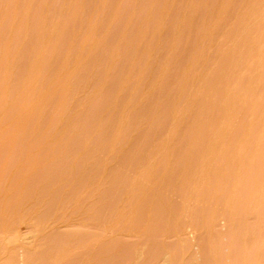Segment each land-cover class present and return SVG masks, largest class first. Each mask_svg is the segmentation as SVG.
<instances>
[{"label":"rangeland","instance_id":"374dc122","mask_svg":"<svg viewBox=\"0 0 264 264\" xmlns=\"http://www.w3.org/2000/svg\"><path fill=\"white\" fill-rule=\"evenodd\" d=\"M263 81L264 0H0V264H264Z\"/></svg>","mask_w":264,"mask_h":264},{"label":"bare ground","instance_id":"6f19581e","mask_svg":"<svg viewBox=\"0 0 264 264\" xmlns=\"http://www.w3.org/2000/svg\"><path fill=\"white\" fill-rule=\"evenodd\" d=\"M10 9H11V8H10ZM22 12H23V11H22ZM261 12H262V11H261ZM246 15H247V14H246ZM247 16H248V15H247ZM258 16H259V15H258ZM254 17H255V16H254ZM14 18H15V17H14ZM241 20H242V19H241ZM243 20H244V19H243ZM245 21H246V20H245ZM245 21H244V22H245ZM250 21H251V20H250ZM258 23H259V22H258ZM243 28H244V27H243ZM240 29H241V28H240ZM237 31H238V30H237ZM232 32H233V31H232ZM243 33H244V32H243ZM258 37H259V36H258ZM243 40H244V39H243ZM3 50H4V49H3ZM5 50H6V49H5ZM231 50H232V49H231ZM8 51H10V50L8 49ZM1 53H3V52H1ZM4 55H7V53L4 52ZM4 55L2 54L1 56H3V58H4V57L6 58V56H4ZM220 56H221V55H220ZM230 57H231V56H230ZM7 58H8V55H7ZM215 58H216V56H215ZM230 59H231V58H230ZM230 64H231V63H230ZM232 64H233V63H232ZM1 65H2V64H1ZM228 66H229V65H228ZM230 66H231V65H230ZM212 67H213V66H212ZM212 67H211V68H212ZM240 68H241V67H240ZM231 70H232V69H231ZM229 71H230V68H229ZM233 71H234V70H233ZM218 73H219V71H218ZM240 74H241V73H240ZM211 75H212V74H211ZM235 75H236V74H235ZM254 76H255V75H254ZM221 78H222V77H221ZM259 78H260V77H259ZM230 79H231V78H230ZM218 80H219V79H218ZM258 80H259V79H258ZM261 80H262V79H261ZM23 82H24V81H23ZM263 82H264V81H263ZM22 84H23V83H22ZM22 84H21V85H22ZM24 84L26 85V83H24ZM24 84H23V86H24ZM218 84H219V82H218ZM235 84H236V83H235ZM258 84H259V83H258ZM261 84H262V83H261ZM263 85H264V83H263ZM23 86H21V87L24 88L25 86H24V87H23ZM260 86H261V85H260ZM209 87H210V86H209ZM22 88H21V89H22ZM263 88H264V86H263ZM22 90H25V89H22ZM22 90H21V91H22ZM23 92L25 93V91H23ZM26 92H27V91H26ZM206 94H207V93H206ZM230 94H231V93H230ZM234 95H235V94H234ZM259 95H260V94H259ZM197 96H198V95H197ZM210 96H211V95H210ZM251 96H252V95H250L249 97H251ZM255 96H256V94H255ZM252 97H253V96H252ZM253 98H254V97H253ZM250 99L252 100V98H248L249 101H250ZM257 99H258V97H257ZM262 100H263V98H262ZM246 101H247V100H246ZM252 101H254V100H252ZM255 101H256V100H255ZM255 101H254V103H255ZM193 102H194V100H193ZM209 102H210V100H209ZM250 102H251V101H250ZM258 102H259V100H258ZM251 103H252V102H251ZM262 103H264V102L261 101V105H264V104H262ZM245 104H246V103H245ZM247 104H248V101H247ZM256 104H257V102L255 103V105H256ZM197 105H199V104H197ZM249 105H250V103H249ZM261 105H259V106H261ZM246 106H247V105H246ZM250 106H251V105H250ZM22 107H23V106H22ZM194 107H195V106H194ZM257 107H258V106H257ZM261 107H264V106H261ZM244 108H246V107H244ZM248 108H249V106H248ZM250 108H251V107H250ZM250 108H249V109H250ZM252 108H253V104H252ZM16 109H17V108H16ZM222 109H223V107H222ZM249 109H248V110H249ZM262 109H264V108H262ZM20 110H21L20 112L17 111V113H15L16 115H15V114L13 115L14 118H15V116H16V118L18 117L17 119H19V115H20V114H21L20 116H22V111H23V109H20ZM198 110H199V109H198ZM248 110H247V111H248ZM258 110H259V109H258ZM199 111H200V110H199ZM252 111H253V110H252ZM260 111H261V110H260ZM14 112H15V111H14ZM194 112H195V111H194ZM211 112H212V111H211ZM214 112H215V111H214ZM216 112H217V111H216ZM223 112H224V111H223ZM248 112H250V110H249ZM254 112H255V107H254ZM256 112H259V111H256ZM207 113H208V112H207ZM220 113H221V112H220ZM263 113H264V112H263ZM221 114H222V113H221ZM232 114H233V113H232ZM251 114H252V113H251ZM251 114L248 113V115H250V117H251ZM257 114H258V113H257ZM257 114H256V116H257ZM259 114H260V113H259ZM261 114H262V111H261ZM248 115L246 114V116H247L246 118H247V119L249 118ZM252 115H254V114H252ZM10 116H11V115H10ZM208 116H209V115H208ZM219 116H220V114H219ZM222 116H223V115H222ZM224 116H225V115H224ZM224 116H223V117H224ZM254 116H255V115H254ZM256 116H255V117H256ZM260 116H261V115H260ZM13 117H12V118H13ZM225 117H226V116H225ZM225 117H224V118H225ZM228 117H229V116H228ZM228 117H227V118H228ZM255 117H253V118L255 119ZM200 118H201V117H200ZM246 118H245V119H246ZM256 118H257V117H256ZM261 118H262V117H261ZM207 119H208V118H207ZM217 119H218V118H217ZM231 119H232V118H231ZM236 119H237V118H236ZM249 119H250V118H249ZM200 120H201V119H200ZM204 120L206 121V119H204ZM218 120H219V119H218ZM218 120H217V121H218ZM221 120H222V119H221ZM223 120H225V119H223ZM226 120H227V119H226ZM251 120H252V119H251ZM197 121H198V119H197ZM259 121H260V120H259ZM259 121H256V122H259ZM224 122H225V121H224ZM241 122H242V121H241ZM241 122H240V123H241ZM246 122H247V120H246ZM246 122H245V124H247V123L249 124V121H248L247 123H246ZM263 122H264V121H263ZM186 123H187V122H186ZM217 123H218V122H217ZM228 123H229V122H228ZM243 123H244V122H243ZM219 124H220V123H219ZM241 124H242V123H241ZM241 124H240L239 126H241ZM248 124H247V129L250 130V126H249ZM250 124H251V122H250ZM253 124H254V123H253ZM262 124H263V123H262ZM200 125H201V124H200ZM260 125H261V124H260ZM197 126H198V125H197ZM207 126H208V125H207ZM244 126H245V125H242L243 130L241 129V131L246 132L247 129H245V131H244ZM248 126H249V128H248ZM222 127H223V126H222ZM245 127H246V126H245ZM253 127H254V126H253ZM215 128H216V126H215ZM219 128H220V127H219ZM225 128H226V127H225ZM196 129H197V128H196ZM252 129H253V128H252ZM257 129H258V128H257ZM260 129H261V128H260ZM212 130H213V129H212ZM220 131H221V130H220ZM239 131H240V130H239ZM214 132H215V130H214ZM214 132H213V133H214ZM248 132H249V131H247L246 134H247ZM250 132H251V131H250ZM195 133H196V131H195ZM210 133H211V132H210ZM218 133H219V132H218ZM220 133H221V132H220ZM235 133H236V132H235ZM22 134H23V132H22ZM241 134H242V132H241ZM253 134H254V133H253ZM212 135H215V136H216V133H215V134H212ZM212 135H211V136H212ZM235 135H237V133H236ZM244 135H245V134H244ZM180 136H181V135H180ZM217 136H218V135H217ZM229 136H230V135H229ZM238 136H239V134H238ZM245 136H247V135H245ZM184 137H185V136H184ZM235 137H236V136H235ZM196 138H197V137H196ZM216 143H217V142H216ZM239 143H240V142H239ZM240 144H241V143H240ZM256 144H257V143H256ZM247 145H248V144H247ZM205 146H206V145H205ZM259 147H260V146H259ZM211 148H212V146H211ZM257 148H258V147H257ZM47 151H48V150H47ZM247 154H248V153H247ZM263 154H264V153H263ZM51 155H52V154H51ZM240 155H241V153H240ZM225 156L228 157L227 155H225ZM225 156H224V157H225ZM221 157H223V155H222ZM236 157H237V156H236ZM236 157H233V158H235V160H236ZM241 157H242V156H241ZM241 157H240V158H241ZM260 157H261V156H260ZM230 158H231V157H230ZM261 158L263 159L264 156L261 157ZM261 158H260V159H261ZM263 160H264V159H263ZM220 161H222V163H225L224 165H226V163H227V161H229V159H226V161H224V160L222 159V160H220ZM220 161L218 162L219 164H220ZM230 161H231V160H230ZM230 161H229V164L231 165L232 163H230ZM236 161H237V160H236ZM245 161H246V160H245ZM260 161H261V160H260ZM167 163H168V162H167ZM218 163H217V165H219ZM222 163H221V164H222ZM233 163H234V162H233ZM252 163H253V162H252ZM263 163H264V161H263ZM170 164H171V163H170ZM227 164H228V163H227ZM199 165H200V164H199ZM224 165H222V166H224ZM230 165H229V166H230ZM234 165H237V164L234 163ZM219 166L222 167L221 165H219ZM227 166H228V165H227ZM227 166H226V168H229V167H227ZM224 167H225V166H224ZM231 167H232V166H231ZM231 167H230V168H231ZM260 167H262V165H260ZM213 168H214V167H213ZM216 168H217V167H216ZM226 168H224L225 170H223V169L221 168L222 171H223V173H224V171H226ZM236 168H237V167H236ZM249 168H250V167H249ZM252 168H253V166H252ZM252 168H251V169H252ZM217 169H218V171L221 172L220 168H217ZM257 169H258V168H257ZM169 170H170V169H169ZM228 170H229V169H228ZM228 170H227V172H228ZM248 170H250V169H248ZM172 171H173V170H172ZM260 171H261V170H260ZM161 173H162V172H161ZM247 173H248V172H247ZM164 176H165V175H164ZM252 176H253V175H252ZM249 177H251V176H249ZM180 178H181V177H180ZM177 180H178V179H177ZM245 187H246V186H245ZM253 188H254V187H253ZM240 189H241V188H240ZM254 189H255V188H254ZM254 189H253V190L251 189V191H250V192H251L250 197L252 196V194H253V192H254ZM190 190H191V189H190ZM256 191H257V190H256ZM253 195H254V194H253ZM256 195H257V194H256ZM244 196H245V195H244ZM250 197H249V198H250ZM246 198H247V196H246ZM254 199H255V198H254ZM249 200H250V199H249ZM251 200H253V199H251Z\"/></svg>","mask_w":264,"mask_h":264}]
</instances>
